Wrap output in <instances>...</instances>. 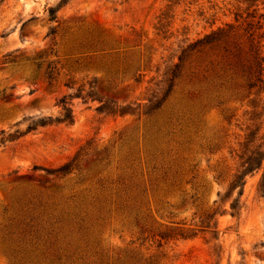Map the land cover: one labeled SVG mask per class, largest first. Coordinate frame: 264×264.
Instances as JSON below:
<instances>
[{
	"label": "rangeland",
	"instance_id": "obj_1",
	"mask_svg": "<svg viewBox=\"0 0 264 264\" xmlns=\"http://www.w3.org/2000/svg\"><path fill=\"white\" fill-rule=\"evenodd\" d=\"M59 1L0 0V264H16L4 249L22 245L20 232L31 226H52L43 246L50 255L83 247L77 222L107 264H264V194L257 189L264 161L245 178L238 218L221 203L247 126L262 121L264 134V92L245 97L228 56L216 49L185 60L151 116L110 115L97 111V99L68 96L95 78L99 97L142 105L162 87L182 45L226 23L233 24L229 50L247 51L253 41L264 55V38L257 37L263 0L247 10L239 0H69L50 20L48 8ZM237 9L244 12L235 21ZM64 95L72 123L52 122L9 140L32 119L59 116ZM217 100L224 103L215 106ZM80 147L70 174L46 172ZM215 210L203 228L200 221ZM92 251L84 262L96 259Z\"/></svg>",
	"mask_w": 264,
	"mask_h": 264
},
{
	"label": "trees",
	"instance_id": "obj_2",
	"mask_svg": "<svg viewBox=\"0 0 264 264\" xmlns=\"http://www.w3.org/2000/svg\"><path fill=\"white\" fill-rule=\"evenodd\" d=\"M69 0H60L56 7H49V19L53 20L56 18L57 9L68 2ZM170 3H178L179 0H167ZM259 0H239L241 3L247 4L245 10H247L254 2H258ZM264 4V0L262 1ZM166 8L159 15L158 19V27L157 29H161L165 25L166 18L168 17V12ZM244 11L237 9L233 13V19L238 21L242 18V14ZM245 17L252 16L254 17V13L250 14L245 12ZM263 15L260 14L259 18ZM249 25L251 23H248ZM256 29L262 28V23L260 19H258L254 24ZM233 28L232 23H226L224 26H218L215 29H211L209 32L202 34L201 36L196 37L188 41L185 45H182L179 49V53L177 55V61L169 66V68L164 72L163 85L158 90L151 91L149 97L146 102L142 105L133 103H119L117 101L102 97H99L95 91V81L93 78L88 82V89L84 91L82 86H79L73 94L68 95L69 97H81L82 99H97L100 102V105L97 106V111L103 112L110 115H138L143 114L145 116H151L157 111L162 104L167 100L169 95L171 94L176 78L181 75V65L182 63L190 57L198 58L203 54L219 49L224 55L228 56L230 61L226 63V66L232 70V73H239L244 80L243 85L241 87L246 91L245 97H250L251 95L258 96L260 93L264 92V55L261 54L259 46L254 44L253 41H250L247 51H243L241 49H235L234 51L229 50L227 47V36L228 33ZM51 33H54V29H50ZM253 33L250 34L252 36ZM258 38H264V30L258 34ZM9 56V54H6ZM46 75L48 79L52 78L51 69L46 71ZM139 75L135 77L138 80ZM224 103V100H217L215 106H219ZM249 103L253 108H256L258 105L255 104L254 98L249 99ZM264 103V101H263ZM58 104L61 106V114L56 117L51 116H40L36 119H32L25 127V130L15 129L13 132L8 133L7 137L9 140L20 137L24 133L35 129L38 126H43L52 122H65L70 124L73 122V112L70 106V103L66 101V95L62 96L58 100ZM264 109V106H263ZM255 112L252 111V115ZM264 113H261V116ZM254 117H251L252 121ZM262 121L259 122L257 127L251 128L247 126V132L244 135L243 140L239 143V151L236 153V156L239 159V167L234 172L229 184L226 194L221 197V203L228 202L229 203V212L232 217L238 218L240 215L241 208L243 206V202L241 200V195L243 193V187L245 183V178L247 175L254 173L259 170L264 161V134H259V130L261 128ZM253 125V123H252ZM82 148L80 147L72 158L63 162L62 164L45 169L47 173L52 174L56 177H65L70 174L73 169L77 168V157L79 156ZM258 192L261 195L264 194V171L261 175V178L258 183ZM236 194L234 195V191ZM217 211H213L206 215V217L200 221V225L203 228H210L211 221L214 220ZM137 214H135V221ZM78 226L76 227L77 233H79L81 240L83 239L84 245L83 247H77L74 251H70V253H65L66 249H63L60 253L59 251H55L50 255L48 253V247H43L48 242V237L52 235L53 229L52 226L47 227H36L34 226L30 230L23 229L20 232L21 240L24 242L19 243L20 245H16V247L7 246L4 249V252L12 257L13 261L16 264H74L75 260H81V264H89V262H84L83 259L86 258L88 249H92L96 259L91 262V264H107L105 261V255L103 252L98 250L99 244L96 240H92L89 242L87 240L86 235L82 232L83 227L77 222ZM213 226H216V221H213ZM30 226V225H28ZM44 234L46 238L41 240V233ZM213 233L214 238H216V233ZM29 235V237H26ZM194 234H186L182 235V238H187L189 236H193ZM91 252V253H92ZM79 263V264H80ZM145 264H151L150 262H146Z\"/></svg>",
	"mask_w": 264,
	"mask_h": 264
}]
</instances>
